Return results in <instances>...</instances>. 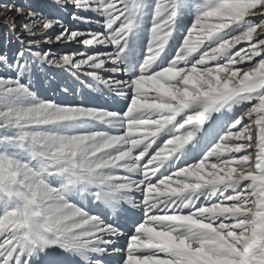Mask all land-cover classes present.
I'll list each match as a JSON object with an SVG mask.
<instances>
[{
  "label": "snow or ice",
  "instance_id": "6c2138e0",
  "mask_svg": "<svg viewBox=\"0 0 264 264\" xmlns=\"http://www.w3.org/2000/svg\"><path fill=\"white\" fill-rule=\"evenodd\" d=\"M5 7L0 264H264V0Z\"/></svg>",
  "mask_w": 264,
  "mask_h": 264
},
{
  "label": "rangeland",
  "instance_id": "374dc122",
  "mask_svg": "<svg viewBox=\"0 0 264 264\" xmlns=\"http://www.w3.org/2000/svg\"><path fill=\"white\" fill-rule=\"evenodd\" d=\"M42 3V0H0V52H3L4 50H7L9 54H11L18 45L15 43H8L9 39L12 37V33L9 31L5 25L15 20V23L17 25V31H19V26L21 23L24 22V17L19 16L14 10H11L8 7H5V5H14L18 7H22L25 12L28 10L29 7L36 8L39 6V4ZM67 20V18H65ZM74 28H80L83 29L84 25H73ZM239 47V46H238ZM82 46L76 45V44H67V45H60V46H54L53 51H73V50H79ZM39 75V74H38ZM56 81L52 79H48L45 81V79L40 76L39 80V92L42 95H52L50 91H47L50 87H55ZM87 92V90H85ZM93 96H97V94L93 93ZM75 99L79 100L80 97L76 96ZM105 101L108 102V104H111V98L110 97H100L96 99L94 102L97 104H104Z\"/></svg>",
  "mask_w": 264,
  "mask_h": 264
}]
</instances>
